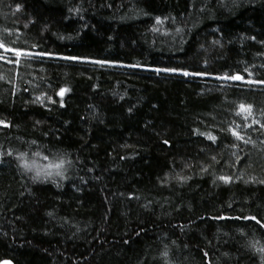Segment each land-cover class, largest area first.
Listing matches in <instances>:
<instances>
[{
	"label": "trees",
	"instance_id": "trees-1",
	"mask_svg": "<svg viewBox=\"0 0 264 264\" xmlns=\"http://www.w3.org/2000/svg\"><path fill=\"white\" fill-rule=\"evenodd\" d=\"M0 42V262L264 264V0H0Z\"/></svg>",
	"mask_w": 264,
	"mask_h": 264
},
{
	"label": "snow or ice",
	"instance_id": "snow-or-ice-1",
	"mask_svg": "<svg viewBox=\"0 0 264 264\" xmlns=\"http://www.w3.org/2000/svg\"><path fill=\"white\" fill-rule=\"evenodd\" d=\"M17 9H19V5H17ZM77 12L80 11V9H76ZM156 23L157 24H161L162 23V20L157 17L156 18ZM25 27H27V25H25ZM153 31H158V29L154 28ZM182 31V29L180 28H177L176 29V32H180ZM252 39H255L254 37ZM218 43V42H217ZM264 43V42H262ZM0 49H4L5 52H12L14 53L16 56H22V55H28L27 52H25L24 50L22 49H18V48H10L8 47L6 44H4L3 42H0ZM37 56L39 57H43V56H48V57H53L55 56L56 54H53V53H48V52H41V53H38L36 54ZM63 59H67V60H78L80 59L79 57H62ZM0 59H3L2 56H0ZM9 63H12V61H8ZM95 63L97 64H106V63H109L108 61H94ZM130 67H141V65H136V64H133V65H129ZM152 71L154 72H157V73H160V72H164V73H180L184 76H189V75H204L206 73H190L189 71L187 70H184L182 68H175V67H167V68H153L151 69ZM245 72H248V69L245 68L244 69ZM249 75H251V73H249ZM219 79H228V80H232V81H243L244 80V77L239 75V74H235V75H231V76H228V75H225L223 77H218ZM245 83L251 85V84H264V80H247L245 81ZM65 89H61L60 92L58 93V95L60 96H63L64 93H65ZM49 100H51V97L48 98ZM37 101H40L41 103H43V101L41 100L40 97H37L36 98ZM52 103H55V101H52ZM61 106H63V104H61ZM239 108L242 110V111H246L249 115H251V109H252V106L251 105H244V104H241L239 106ZM0 123H3L2 121H0ZM37 123H39V121H37ZM253 123H256V124H259L260 121L258 120H254ZM7 126V125H5ZM250 127V126H249ZM260 127L261 129H264V124H260ZM228 131L231 132V134L237 139V140H244V137L240 134V132H238L235 128H229ZM208 139L212 140L213 142L216 141V137L215 136H212V135H209L208 136ZM245 143H249L251 142L250 140H245L244 141ZM32 143H35V141H33ZM164 144H168L169 142L167 140L163 141ZM2 155H8V156H11L12 155V152L9 151L7 153H2L0 152V156ZM25 154L24 153H19L18 154V158L24 156ZM36 155H39V153H36ZM45 159H47V157H45ZM58 160L59 162L58 163H52V164H49L46 166L47 169H52V168H55L57 169L55 175L56 176H59L61 179H66L67 177H65V174H64V165L65 164H71V161L67 160L65 156H60L58 157ZM213 160H215V157H213ZM186 167L188 165H185ZM25 167H27V162L25 161ZM206 170V169H204ZM41 172H43L44 174V177L45 178H48V177H52V172L51 171H45V169H41L40 171L37 172V174L32 178L33 181H36L38 179H40V176H41ZM177 179L179 180H186L187 178L186 177H177ZM220 180H223L225 182H228L231 180V177H224V176H221L219 177ZM260 183H264V180L260 181ZM221 219H223V217H219ZM245 219H250V220H253V221H256L257 224H260L261 223V220H264V217L261 218V220H258L256 216H251V217H244ZM261 226H264V225H261ZM249 247L255 249L256 252H258L261 256V260L262 262H264V246H261L259 241H256V240H252V241H249V244H248ZM205 255H207V253H205ZM161 256L164 257V258H167L169 256V249H168V246L165 245L164 247V250L161 252ZM3 264H9L8 261H4Z\"/></svg>",
	"mask_w": 264,
	"mask_h": 264
},
{
	"label": "rangeland",
	"instance_id": "rangeland-1",
	"mask_svg": "<svg viewBox=\"0 0 264 264\" xmlns=\"http://www.w3.org/2000/svg\"><path fill=\"white\" fill-rule=\"evenodd\" d=\"M0 56H2L3 58H6V59H9L10 57H13V58H16L17 60L21 59V57H22V56L18 57L14 53H12V54H0ZM243 115H244V118L247 120L246 125L248 127L251 126V125H256V123H253L254 120H258V121H260V124H264L260 119H257L252 113H251V115H249L246 111H243ZM1 125H4V122L0 123V126ZM244 130H245V127H244V129L243 128L241 129V127H239V130H237V131L240 132V134L242 136H244V132H243ZM255 130H258V129L256 128V129H254V131ZM261 145L264 146V140H263V142H261ZM45 171H46V169H45ZM225 177H228V176H225ZM241 179H243L242 176H241Z\"/></svg>",
	"mask_w": 264,
	"mask_h": 264
},
{
	"label": "clouds",
	"instance_id": "clouds-1",
	"mask_svg": "<svg viewBox=\"0 0 264 264\" xmlns=\"http://www.w3.org/2000/svg\"><path fill=\"white\" fill-rule=\"evenodd\" d=\"M20 153H24L25 155L24 156H22V157H20L19 158V165L21 166V168H22V170H24L26 173L27 172H31V171H34L35 172V175L37 174V172L38 171H40L41 169H45L46 168V166H44V168H38L37 166H36V162H35V160H29V158H28V154H27V152H20ZM25 161L27 162V167H25ZM53 170H57V169H55V168H52ZM62 170H64V169H62ZM52 172V174L54 175V172L53 171H51ZM43 172H41V174H42ZM56 173V172H55ZM65 174V173H64ZM52 175V176H53Z\"/></svg>",
	"mask_w": 264,
	"mask_h": 264
},
{
	"label": "water",
	"instance_id": "water-1",
	"mask_svg": "<svg viewBox=\"0 0 264 264\" xmlns=\"http://www.w3.org/2000/svg\"><path fill=\"white\" fill-rule=\"evenodd\" d=\"M4 261H8L9 264H15V262H14L12 259H9V258L2 260V261L0 262V264H3Z\"/></svg>",
	"mask_w": 264,
	"mask_h": 264
}]
</instances>
